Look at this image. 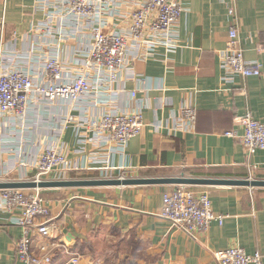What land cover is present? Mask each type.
<instances>
[{"label": "crops", "instance_id": "obj_1", "mask_svg": "<svg viewBox=\"0 0 264 264\" xmlns=\"http://www.w3.org/2000/svg\"><path fill=\"white\" fill-rule=\"evenodd\" d=\"M139 0L108 1L100 26L128 31ZM172 27L174 46L152 56L129 49L118 77L90 70L94 91L70 97L32 94L24 114L0 116V179H33L43 150L54 147L64 165L46 178L215 176L264 178V149L248 154L239 117L250 110L264 122V0H181ZM234 6L235 13L229 8ZM69 12L65 0H0V68L20 69L43 81L45 60L58 56L63 82L83 71L95 20ZM247 59L262 62L260 76L243 77L220 64L230 26ZM3 28L1 29V27ZM136 91V95H132ZM193 106L196 121L182 118ZM144 115L141 130L121 146L92 124L104 112ZM72 116V118H70ZM236 131V134H228ZM177 184H128L23 188L49 205L59 226L53 260L63 264H223L218 250L242 245L264 261V186L183 184L207 192L213 209L227 216L195 235L161 214L163 193ZM0 188V264H26L16 242L23 234L19 209L8 211ZM32 247L52 237L32 226Z\"/></svg>", "mask_w": 264, "mask_h": 264}, {"label": "built area", "instance_id": "obj_2", "mask_svg": "<svg viewBox=\"0 0 264 264\" xmlns=\"http://www.w3.org/2000/svg\"><path fill=\"white\" fill-rule=\"evenodd\" d=\"M111 0H65L69 12L82 19H99L91 29L92 44L84 55L83 71L76 74L68 82H63L64 65L58 56H50L45 60L43 81L34 80L28 72L20 69L0 68V116L8 111L24 114L32 94H42L47 98H78L81 94L94 91L96 85L90 78V70L101 71L103 78L116 79L119 70L125 63L129 49L143 50L152 56L160 45L174 46L172 27L184 11L181 0H139L131 14L128 31L115 30L105 32L101 26V18ZM4 8L6 0H3ZM231 14L235 7L229 8ZM3 26L1 27V29ZM238 25L233 23L229 28L227 48L221 54L220 64L228 72L243 77L260 76L262 62L259 59H247L244 49L238 44ZM258 51H264V43L257 45ZM136 95V91H132ZM182 118L187 117L195 122L197 110L193 106L182 108ZM72 118V116H70ZM243 127L241 141L248 154L264 149V122L255 118L250 110L240 117ZM144 115L141 110L134 112H104L92 124L109 132L111 140L126 146L130 138L137 134L143 125ZM236 134V131H228ZM66 162V156L54 147L48 146L41 153L37 163V173L33 179L46 178L54 169ZM251 177V176H250ZM3 205L13 212L19 209V223L23 234L16 242V251L20 260L26 264H49L53 260L54 248L58 245L59 226L50 217L49 205L37 194H28L23 188H2ZM161 214L190 234L205 232L214 220L223 223L227 216L213 209L207 192L195 195L186 185L177 184L163 193ZM36 226L43 235L52 237L50 246H41V252L32 247V226ZM223 264H264L263 254L256 250L248 253L242 245H232L215 253ZM79 256L75 255L63 264H76Z\"/></svg>", "mask_w": 264, "mask_h": 264}, {"label": "water", "instance_id": "obj_3", "mask_svg": "<svg viewBox=\"0 0 264 264\" xmlns=\"http://www.w3.org/2000/svg\"><path fill=\"white\" fill-rule=\"evenodd\" d=\"M128 184H217L264 186V178L255 177H215V176H152V177H95V178H62V179H0V188H45L66 186H94V185H128Z\"/></svg>", "mask_w": 264, "mask_h": 264}]
</instances>
